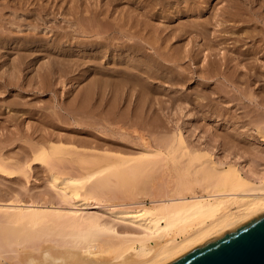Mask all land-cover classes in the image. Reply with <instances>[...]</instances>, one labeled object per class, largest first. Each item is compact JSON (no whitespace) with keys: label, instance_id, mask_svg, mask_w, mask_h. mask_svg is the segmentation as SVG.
Listing matches in <instances>:
<instances>
[{"label":"rangeland","instance_id":"rangeland-1","mask_svg":"<svg viewBox=\"0 0 264 264\" xmlns=\"http://www.w3.org/2000/svg\"><path fill=\"white\" fill-rule=\"evenodd\" d=\"M53 1L52 0H48V1L47 0L45 1L44 0H24V1L0 0V31L2 32V33L0 32V44H1L0 45L1 48L0 49V110H1L0 111V155H2L1 157L3 158V164L6 163L10 168L25 167L26 173L28 172L26 176H23L25 173L21 175L22 177L20 175H17L20 174V171H22L20 169H19L20 171L16 170L18 173L15 172V174L12 175L6 174L4 172H0V205L7 206L9 204L17 205L23 203L41 204V202L43 203L44 201H47L52 196L51 194H53V189L48 188L49 186H47L46 183L47 169H45L44 167L45 165L42 164L41 162H39L40 164L35 165L33 162L31 163V159L25 161L22 156V153L26 154L25 149L30 153L32 147H35L36 145L37 148L40 147L39 144L36 143L34 144L32 140L29 141L28 139L29 137L27 136L29 135L28 134L29 132L31 133V130L33 131V127L35 129L41 127L43 125L42 120H46L49 117H51L50 119H52V122L54 124H52V126L46 125L47 127L44 128L46 131L50 130L54 134L56 133L58 135L62 134L65 137L68 136L70 137V135L72 136L78 135L75 137H81V136L90 137V134L86 132L89 131L100 136L101 138L107 139L108 141L106 142H103V140H101L103 143L102 147L103 148L106 147V148L105 149H103L102 147H100L101 149L97 148L98 150H100L99 153L103 152V150H108L109 149L108 145L110 146V144L112 145L111 146L112 149L115 148L113 149V151L110 148V153H113L114 155H118L124 158H135V156L139 155L140 153L147 152V149H151V148H152L151 150L152 151L154 150V152L156 150L163 151V153H165L166 157L168 158L166 160L168 161L167 163L166 162L164 163L161 157H157L156 159L159 160L158 164L154 165L150 170H146L142 173H138L137 176H135L138 180H136L135 177H133L131 180L130 178H128L127 183L125 182L126 184H129L128 183L129 181L130 183L134 181L133 183L134 185L129 184L131 185V187L134 186V189L132 188L134 191L132 194H130V196H132V198L137 197L145 200L147 205L149 204L148 201L150 197L153 198L161 195L163 196L164 194L166 195V193L168 194L170 192H175L173 190L176 189L177 187H178L177 189L182 188V190L185 187H187V189L185 188L184 192L187 190L188 194L191 193L189 191H191L192 189L194 190V191L192 190V192H196L198 194H205L203 191L211 189L210 186L214 184H215L214 187L215 190L226 189L222 184H220V182H218L217 179L212 178L209 175L204 176L203 174H200L199 172L196 173L194 171L193 168L194 166L192 165V161H191L192 159L191 158L189 159V157L186 158L187 155H183L184 149L181 148V151L180 149L176 150L175 147L177 146L175 143L176 137L179 138L182 136L183 140L187 142L184 143L188 146V148L195 149L197 151H204L205 153L210 155L213 159H215L216 162L218 161L223 162V166L233 165L236 168L239 167L238 169L241 171H242L241 168L243 166L244 168L250 169V171L255 173L264 171V100H263L264 90L257 88L256 85H249V87L248 86L246 87L242 82L243 80H240L242 79L243 76L242 72L241 73L239 72L237 74L236 73L232 74V76L234 74L237 75L232 77L233 82L235 84H231V83L228 84L226 82L227 85H223L221 82L222 78L218 76L219 78L210 77L208 78V80L206 81L204 80L207 83L206 85V83H203L202 79L197 77L198 71L197 73L193 74L194 78L191 79L190 77H187L189 76V74L192 75V73L188 72L189 64L192 62L186 61L187 59H185L182 62L176 60V62L174 63L172 61L169 62L166 61L165 63L168 65H172V66L174 64L178 65V66L174 65L176 67L175 74H173L174 71L173 72L163 71L161 74L163 79L160 80L156 79L157 81L149 79L148 81L151 80L153 81V82L151 81L152 84L150 85L145 83L146 81H141L133 77L131 78V81L132 80L134 81H132L133 83H131L130 81L131 83L130 85L127 84V81L125 79H122L123 77L121 76V74L116 73V70H127L128 73H133L135 71L134 72L135 74L140 73L139 75H143L142 72H144V67L146 68L151 65L150 67L154 68L153 70L158 69V67L155 65L154 60L152 58L151 59L146 58L147 59L146 60L145 58L142 57H138L140 58V60L138 58L129 59L131 50L127 49L126 45L124 44L132 42L133 41L132 39L123 38L121 41V38L119 40L117 38L118 36H115L111 32L109 34H101L98 36L80 34V32L83 30L82 28L86 29L85 26L88 24V20L86 19L87 17L86 15L89 14V12L86 13L87 7L89 9H92V7H94L95 5L97 9L100 10L109 8L112 11L109 20L112 19V21L114 20L116 23L118 21V17L123 18L124 15L126 16V18L127 15L128 17H130L129 14H126L129 11H130V15L136 14L137 12L138 16L139 15L144 16L141 14L143 13L142 12L143 9H140L138 7L139 6L138 2H144V3L151 2L152 6H155L153 4L157 2L156 4L157 8H160L158 2L161 4L166 2V4H168L167 5L168 8L171 7L170 8L171 10L172 8L173 9L175 8L177 10L181 8L182 4H183L182 6H187V4L185 3L186 0H164V1L157 0L156 2L155 0H148V1L132 0L133 2L132 1L127 2L125 0H121V1H117L118 3L115 1L113 2L111 0H53ZM208 1L209 0L192 1L191 3L195 6H193L190 3L191 6L188 8V10L182 11L180 17L176 19H169V20L150 19L146 16L143 18L140 16L138 18L144 20L148 19L149 23L151 22V24L153 25V26L151 25L152 28H156L157 26L158 28L160 27L163 28L166 27L167 25L171 27L172 26L175 27L177 24H178L177 26H180V24L182 26L184 23L186 25L187 24L189 25L191 22L193 23L194 21V23L193 24L191 23V25H195L197 26V28L200 26L199 29L200 28L202 29V25L205 22L202 20L203 19L207 20L208 23L206 25L207 30L203 29L205 32L207 31L206 32L207 34L202 33V35L199 34L197 35V33L194 32L196 35L193 33L192 35L194 36L192 38L191 36H187L186 38H183L182 40H179L177 42H173V40H166L168 42L165 41L164 42L167 44H164V42L163 44L160 43L161 47L160 46L159 47L161 51L164 46L166 45L168 46L165 47L166 49L164 48L166 51L163 50L167 55L171 53L170 50L172 52H175L176 50L177 51L180 50L178 51L179 53L178 52L177 53L178 55L180 54L182 55L183 50L181 49L183 48L188 49L191 48L192 45L194 46L195 44L196 45L198 44L202 48L204 42L210 43L211 39L217 37L219 34L225 36L231 35V32L229 31L227 33L226 32L222 33L221 31L222 27L217 26L216 21L218 19L219 23L221 22L220 19L223 17V15H221L222 10H226V11L229 9L236 10L237 7H240L241 9H243L241 10L243 13L240 16L241 18L236 17L235 18L236 20L230 19L226 23L227 24L234 23L233 25L235 27H237L238 25L242 26L243 27L242 29L247 31H249L250 29H254V25H255V32L258 31L259 33L258 32H257L258 34L256 33L257 36L255 35L254 36L255 38L254 37L249 39L247 38L245 43L246 45L244 44V46L253 47L256 49L259 46L258 49L261 50V52H259L258 55H260L261 53L262 56L264 55L263 54L264 47H262L264 46V34H263L264 24H262L263 22L261 21L262 17H259L261 12L264 11L263 0L262 1L260 0L262 3L259 2L258 5L254 3L255 5L252 6L253 7L252 9L256 12L260 10V13L258 12V15H256L257 17L255 15H252L253 18L251 17L252 14L251 10H248L246 8L247 4H245V0L243 1L235 0L236 2L232 0H210L209 3ZM235 3L238 5H236ZM229 5H233V6H229ZM42 6H46L47 9L43 10ZM255 7L256 9H254ZM257 8L259 9L258 11ZM190 9H192V11ZM238 10L240 9L238 8ZM139 12L141 13L138 14ZM197 13H200V15ZM205 15L206 17H204ZM213 15L214 17L212 18ZM209 17H211V19ZM126 18L123 19L127 20L126 23L128 22L129 23L127 24L128 26L126 24L124 25L125 29H128V27H130V30H134L133 28L135 26L134 23L132 24L133 25L132 27L130 24L133 21L136 23V21L132 20V18L131 19L129 18L131 20L130 23V21ZM105 24L109 25V23L107 24V21L105 22ZM159 24H161V26ZM163 24L166 26H162ZM214 26L217 27L215 28ZM75 28L80 29L81 31L80 32L75 31L76 30ZM102 28L106 29L107 26L105 27L104 25ZM152 28L150 29V31L152 30ZM61 38L70 39V42L72 43H68V42L62 43L61 40L59 41V39ZM73 39L75 41L77 40V42L79 40L78 42L79 44H77V42H73L72 41ZM209 39L210 41H207ZM93 40L103 41V44L101 46H97V45L95 46L93 44ZM55 41L58 42L59 44L56 43ZM231 42L232 39H227L226 44L227 43L228 44L226 46L231 47L232 46V44H230ZM168 44H170V46ZM207 48H203L202 51L206 52V54H209L210 52L218 53L217 57H219V55L221 56L220 52H223L225 50V49L224 50L221 49V51L218 52V49H216V47L210 46V49ZM212 49L214 51H212ZM145 50L147 52L153 51L152 49H150V46L148 44ZM227 53L230 56L232 55L231 57L236 56V53H234L233 50H227ZM210 57L213 58L214 55H211ZM74 59L75 61L81 62L79 69L76 71L77 73L75 72L73 73V75L72 73L71 74L69 73V75L66 73L68 75L66 76L63 74V72L60 71L61 73L60 75L59 71H57L59 70L58 68L63 67L61 65L64 63L66 64L67 61L71 62V60L73 61ZM259 59H260L259 64L263 65L264 56L260 57ZM53 62H56V64H54ZM56 66L58 68H56ZM190 66L193 67V65L191 64ZM48 67H50L49 68L50 71L52 69V73L48 71L47 69ZM53 69L56 71H54ZM93 69L94 71H92ZM100 69H102V73L105 71L107 72L101 74ZM47 71L48 73H46ZM87 71L88 72L92 71L93 74L92 73L89 74ZM98 71L100 72L98 73ZM176 71H180V72H176ZM157 73L160 72L158 71ZM261 73L259 74V72H257V75L258 74L262 75L260 77L264 78L263 73L262 74ZM49 74L51 75L53 74L52 76L54 79L51 76L50 77L51 80L50 81L47 80L49 79L48 77L50 76ZM119 75L120 77H117ZM56 76H58L57 79ZM109 77H112L113 79ZM165 77L167 78L165 79ZM52 79L53 81L56 79L59 80L60 82L57 81V83H53ZM100 79L102 80L99 81ZM103 79L108 81L106 82ZM110 79H112L113 82ZM42 80L44 81L42 82L44 86L46 85L45 87L43 85L41 86ZM48 81L49 84L50 83L52 84L50 85L53 88L50 85H48L50 86L48 87L49 89L47 88ZM96 81L99 83H96ZM109 82L113 84L112 85L108 84ZM122 82L123 84H120ZM175 82L176 84H174ZM118 84H120L119 88H118ZM134 84L135 86H132ZM107 85H110L111 87L108 86L110 88H112L113 86V88L111 89L112 93H110L112 94V96H113V89H115V93L113 96L114 99H112L111 96L108 95V97L110 96L111 98L110 102L107 101L106 99L103 103H105L106 109H110L109 108L110 105H113L114 102L115 109H113V106H111V108L116 114L112 116H108L107 118V116H105V114H108L105 111L106 109L96 114H85V113L80 114V111H78L76 107L77 104L81 103L79 101L80 100L82 101L83 99V101H86V103L90 101L94 104L99 103V101L102 99V95L100 94L101 99H99V95H97V93H100L99 91L101 90L103 92L104 90L103 88H107L108 90V87H106ZM95 86L96 87L99 86V88L97 89ZM91 87H93L92 90L95 88V91H91ZM42 89L44 91H42ZM97 90L99 91L96 92ZM121 90L123 93L121 92ZM128 90H129V94L131 91V95H129L128 92L125 93V91ZM132 91L134 94L132 93ZM82 92H87L88 94L90 93V95H87V93L84 94ZM79 93L83 96L79 97L80 95ZM127 94L129 96H127ZM132 94L134 97L132 96ZM91 95L92 96L94 95V97H90L89 99V96ZM95 96L97 97L98 100L95 99L96 98ZM136 96L139 97L140 99H138ZM146 98L150 102H148ZM14 99H16L17 101H15ZM94 100L96 101L94 102ZM19 101L22 103L21 105L23 106L24 109L28 107L26 111L21 107L20 103H17ZM72 102L73 103L76 102L74 103L75 104L74 108H72L73 107V104H71ZM24 103L26 104L25 106ZM17 104L20 106L18 107ZM108 104L110 105L107 108L106 105ZM17 107L20 109H18ZM94 107L95 106H93L92 109H94ZM63 109L64 110L67 109L69 112H72L70 114L75 115L76 119L78 118L79 121L83 120V122L81 121L82 126L78 127L77 125H75L73 119L74 116H70L69 114L67 115L68 111L66 110L65 112ZM15 110H19V111H15ZM103 112L105 113L103 114ZM10 113L16 115V120L14 119L15 121L7 120L6 117L8 115H11ZM56 117L59 118L60 120H58ZM87 123H89L90 126L88 127L85 126L87 125ZM105 125L107 127L104 128L103 130L102 128L105 127ZM27 126L30 128H28ZM80 128L83 129L81 130ZM84 128L87 130H84ZM107 128H111V129L108 130ZM7 135L8 137H5ZM144 137L147 139H145ZM144 139L146 141H149L150 145L148 148H146L145 145L142 146V144H144L145 141ZM25 142L31 145L29 144L27 145ZM53 142H57V141H53ZM173 146L175 147V150ZM61 147L62 148L65 147L64 150H62V148L61 150L59 149V152L61 153L56 152L57 150H54L53 152L54 153L56 152L57 155L50 154L51 156L50 155L48 156V159L50 158L49 162H51L50 165L70 167V165L72 166L78 164L77 157H74L72 154L71 148L73 147V145H71L70 142L64 141ZM123 149L124 150L127 149V150L124 151ZM173 151L174 152L176 151V153H174ZM49 152L51 153V151ZM120 152H122L124 155L121 154ZM3 153H4V157H3ZM18 158L21 160H19ZM15 161L16 162L24 161V162L19 164L20 162L16 163ZM172 161L175 163H173ZM10 163H14L15 166L14 164H10ZM31 164H33V166ZM164 164L166 165L168 164L167 169H169V171L165 169L166 165ZM27 165H31L32 167L28 168ZM27 168L29 169L28 171ZM139 187L140 189H138ZM128 188L130 187H126V190H123V192L127 191ZM132 189L130 188L128 189V191ZM177 189L176 191L181 190V189L180 190ZM135 190H137L138 192L140 191L139 194L140 193L142 194L143 192L144 194L143 195L138 194L139 195L138 196ZM147 190H149V192ZM182 190L180 192H183ZM110 192L113 193L114 195V192L110 190L108 193ZM123 192H121L122 194L120 193V196L123 195ZM131 192L132 191H130V193ZM153 193L154 194L157 193V194L154 195ZM146 194L148 196L145 198ZM113 195L108 194V199H112L109 197ZM115 196L118 197L117 194ZM124 196L125 193L123 197ZM114 198L112 200H114ZM120 198H117L116 200ZM51 200L53 201V203L57 202L56 201L57 199L53 198V196L51 197ZM9 201L12 202L10 203ZM91 211H94L96 213L94 212L91 213ZM89 212L91 215L92 214L94 216L96 215V217L104 216L103 212L100 211L101 213H99V210L97 209L89 210ZM105 218L107 219V217ZM5 222H6L5 220L0 221V230L4 229L7 226ZM36 241L37 243L35 241H34L35 243L33 242V245L35 246L40 244V241L38 240ZM42 244H46V243L43 242ZM5 249L8 250L7 247L2 248L3 251ZM14 258H15L14 253L3 252V256L0 257V264H13V263L15 264L16 261Z\"/></svg>","mask_w":264,"mask_h":264},{"label":"bare ground","instance_id":"bare-ground-1","mask_svg":"<svg viewBox=\"0 0 264 264\" xmlns=\"http://www.w3.org/2000/svg\"><path fill=\"white\" fill-rule=\"evenodd\" d=\"M7 1H9V0H7ZM111 1L117 2V1H121V0H111ZM125 1L131 2L132 0H125ZM156 1L157 0H155V2ZM161 1H164V0H161ZM192 1H195V0H186L185 3L187 4V6H182L183 5L182 4L181 8L177 9V10L175 8L174 9L172 8V10H171L170 9L171 7L168 8V6H167L168 4H166V2H164V3L162 2L163 4L158 2V4L160 5L159 6L160 8H157V6H156L157 2L156 3L153 2L154 3L153 5H155L156 7L152 6L151 2L150 3L149 2H146V3L138 2V5H139L138 7L140 9H143L142 10L143 13L139 12L138 14L141 13L144 16H141V15L138 16L136 11H135L136 14L130 15V11L128 10L129 12L126 14H129L130 17H128V15H127V18L125 15L123 17V18L128 19L130 21V23H131V20H130L131 18H132V20L136 21V23L133 21L130 24L132 27L133 26L132 24L134 23V25H135L133 27L134 30H130V27H128V29H125L124 25L125 24L127 25L129 22L126 23L127 20H124L121 17H118V21L116 23L114 20H113L114 21L113 22L112 19L109 20L111 14H112V11L109 8L100 10V9H97V7L94 5L95 8L94 7H92V9H89L88 7L86 8V13L89 12V14L86 15L87 16L86 19L88 20V24L85 26V28L88 30L81 27L83 29L82 31L80 29H76V28H75L76 29L75 31H79V32L81 31L80 34H82V35L84 34V35H93V36H98L101 34H109L111 32L115 36H118L117 38L119 40L121 38V41L123 38L132 39L133 40L132 42L129 41L130 43L124 44V45H126L127 49L131 50L129 59H134V58H138V57H142L145 59L146 58H150V59L152 58L155 62V65L158 67V69L153 70L154 68L150 67L151 63L149 64L150 66H148L146 68L144 66H142V67H144V72H142L143 75H139L140 73L135 74L134 73L135 71L133 73H128L127 70H116V73L121 74V76L123 77L122 79H125L127 81V84H130V85H131V83H133L132 81H134V80L131 81V78H133V77L138 79V80H141V81H146L145 83L150 85L153 82L152 80L163 79V77L161 75L163 71H169V72L174 71L173 74H175V69H176L175 66H178V65L174 64L175 66L173 65L174 66L173 67L172 65H168L165 62L166 61L167 62L172 61L174 63V62H176V60L177 61L179 60V62H182L185 59H187L186 61L192 62L190 64L193 65V67H191L189 64V67H188L189 71L186 70V71L192 73V75L189 74V76H187V77H190L191 79L194 78L193 74L197 73V71H198L197 77L202 79L203 83H206L205 81L208 80V78H210V77L213 78V77L219 76L222 78L221 82L223 85H227L226 82L228 84L229 83L235 84L233 82L232 77L237 76L236 75L237 73L242 72L243 76H242V79H240V80H243L242 82L244 83V85L246 87L247 86L249 87V85H256L257 88L264 90V78H261L260 76H262V75H259L262 72L263 76H264V64L263 65L259 64V60H260L259 58L263 57L264 55L262 56L261 55L262 53L260 54L261 56L258 55L259 52H261V50L258 49L259 46L257 47V49L253 48V47L244 46V44L246 43V39L254 37L256 35V33L258 32V31L255 32V25H254V29H250V30L248 29L249 31H247V30H243L242 26L238 25L237 27H235L233 25L234 23L233 24H227L226 23L230 19L233 20L236 17L241 18L240 16L243 14L241 10H243V9H241L240 7L236 6L237 7L236 10L235 9H233V10L229 9L227 11L222 10V8H221L222 12L221 11L220 12H221V15H223V17L222 18L220 17L221 18L220 23H219L218 19L216 21L217 26L222 27L221 28L222 33L223 32L227 33L229 31V32H231V35L228 36L226 34L227 36H225V35L219 34L217 37L212 38L215 40H212V39H211V41H210V39L207 40V41H210V43L204 42L202 45V48L198 44L197 45L195 44L194 46L192 45V47L188 48V49L183 48V49H181V50H183L182 55L181 54L178 55V53H179L178 51H180V50L177 51L176 49H175L176 50L175 52H172L170 50L171 53H169L167 55L163 50H165L166 49L165 47H168V46L167 45L164 46L162 48V51H161L160 43L163 44L164 41L168 42L166 40H173V42H177L179 40H182L183 38H186L187 36H191V38H192L194 36V35H192L194 32H196L197 35L198 34L202 35V33L205 34L207 32V31L206 32L204 31V30H207V26H206L208 24L207 20H204V19L202 20V21H205L204 24L202 25V29L201 28L199 29L200 26L197 28V26L191 25V23H192L191 21H190L191 23L189 22L190 23L189 25L188 24L186 25L184 23L182 26H181V24H180V26H177L178 25L177 24L176 25L177 27L176 26L171 27V26H168V25L166 26L163 24L162 26H166V27L158 28V26H157L156 28H152L151 27L152 24H151V22L149 23L148 19L144 20V19L138 18L140 16L142 18L146 16L150 19H161V20L162 19H168V20L169 19H176V18L180 17V15L182 14V11L188 10V8L191 6L190 3ZM232 1H235V0H232ZM241 1H243V0H241ZM261 1L260 0H245V4H247L246 8L248 10H251V12H252L251 17H252V15H255V16L258 15V12L260 13V10L258 8H257V11L258 10L259 11L256 12L252 9L253 8L252 6L255 5L254 3H256L258 5L259 2H261ZM209 2H210V0L208 1V3ZM263 2H264V0H263ZM53 3H54V1H53ZM194 4H195V2H194ZM236 5H238V4H236ZM193 6H195V5H193ZM229 6H233V5H229ZM42 7H40V8H42L43 10L47 9L46 6H42ZM63 7H65V6H63ZM155 8H156V10H155ZM238 8L240 10H238ZM242 8H244V7H242ZM59 9H60V7H59ZM201 9H203V8H201ZM254 9H256V7ZM190 10L192 11V9H190ZM244 11H245V9H244ZM203 12H204V10H203ZM30 13H31V11H30ZM263 13H264V11L261 12V14L259 16V17H262V19H261V21L263 22L262 24H264V14ZM197 14L200 15V13H197ZM219 16H220V14H219ZM204 17H206V15ZM213 17H214V15L212 16V18ZM119 18H120V20H119ZM209 18L211 19V17H209ZM209 18H207V19H209ZM246 19H248V18H246ZM81 21H82V19H81ZM106 21H107V24L109 23V25L105 24ZM72 23H74V22H72ZM193 23H194V21H193ZM216 23H215V25H216ZM103 24L105 25V27L107 26L106 29L102 28L104 26ZM212 24H214V23H212ZM159 25L161 26V24H159ZM83 26H84V23H83ZM151 28H152V30L150 31ZM235 28H237V29H235ZM56 39H58V38H56ZM227 39H232V42L230 43V44H232L231 47L226 46L228 44V43L226 44ZM60 40L62 43H65V42L72 43V42H70V39H62L61 38V39H59V41ZM105 40H107V39H105ZM72 41L77 42V40L75 41L74 39ZM78 42H79V40H78ZM78 42H77V44H79ZM124 42H126V41H124ZM165 42H164V44H167ZM56 43H58V42H56ZM93 44L95 46L96 45L101 46L103 44V41H100V40L94 41L93 40ZM122 44H123V42H122ZM147 44L150 46V49H152L153 51L147 52L145 50V48L147 47ZM168 45L170 46V44H168ZM210 46L216 47V49H218V52H220L221 49L233 50L234 53H236V56L231 57L232 55L230 56L228 54L229 52L227 53V50L220 52L221 56L219 55V57H217L218 53H214V52L211 53L210 52L209 53L210 55H209V54H206V52L202 51L203 48L208 47L210 49ZM262 47H264V46H262ZM117 48H118V46H117ZM174 48H176V47H174ZM119 49H121V48H119ZM212 51H214V50L212 49ZM211 55H214V57L211 58L210 57ZM102 59H104V58H102ZM138 59L140 60V58H138ZM108 60H109V58H108ZM120 60H121V58H120ZM53 63L56 64V62H53ZM51 64H52V62H51ZM58 64H59V61H58ZM100 64H102V63H100ZM80 65H81V62L75 61V59H74L73 61L71 60V62L67 61L66 64L65 63L62 64L61 66H63V67L58 68L56 66V68L59 69V70H57V71H59V73L61 71V72H63L64 75L68 76L69 73L70 74L72 73V75H73V73H75L79 69ZM49 68L50 67L47 68L48 71H50ZM16 70H17V68H16ZM100 70H101V74L107 72V71H105L102 73V69H100ZM48 71L46 73H48ZM54 71H56V70H54ZM92 71H94V69ZM92 71H89V72L87 71V72L90 74V73H92ZM158 71L160 73H157ZM50 72L52 73V69ZM99 72L100 71H98V73ZM176 72H180V71H176ZM199 72H200V74H199ZM257 72H259L258 75H257ZM233 73H236V74H234L232 76ZM49 75H50V76H48L49 79H47V78H45V79L50 81L51 80L50 77L53 74L52 75L49 74ZM57 75H58V72H57ZM60 75H61V73H60ZM179 75H181V74H179ZM185 75H187V74H185ZM46 77H47V74H46ZM117 77H120V75ZM52 78H53V76H52ZM57 78H58V76H56V79ZM109 78H112V77H109ZM166 78L167 77H165V79ZM53 79H52V81H53ZM56 79L54 80L55 82L53 81V83H57V81H59ZM112 79H110V80H112ZM149 79H152L151 80L152 82L148 81ZM183 79H184V76H183ZM101 80L102 79H100L99 81H101ZM103 80L106 82L108 81L105 79H103ZM175 80H177V79H175ZM49 81L47 84V88L52 85L51 83H50L51 85L49 84ZM130 81H131V83H130ZM135 81H137V80H135ZM163 81H165V80H163ZM42 82H44V81L43 80L41 81V86L42 85L44 86V84ZM112 82H113V80H112ZM114 82H115V80H114ZM182 82H183V80H182ZM96 83H99V82L96 81ZM124 83H125V81H124ZM158 83H159V81H158ZM161 83H162V81H161ZM108 84H111V83L109 82ZM120 84H123V82ZM120 84H118V88H119ZM135 84L132 86H135ZM174 84H176V82ZM48 85H50V86H48ZM206 85H207V83H206ZM92 86H94V85H92ZM108 86H110V85H107L106 87H108ZM110 87H108V90H107V88H103L104 89L103 92H102V90L99 91L100 89L96 91V92H98V91L100 92V93H97V95H99V99H101L100 94L102 95V99L97 104L96 103L94 104L91 101L86 103V101H83L82 98H80V99H82V101L81 100L79 101V99H78V101L81 103L77 104L76 107H77L78 111H80V114L81 113L96 114V113H100V111L105 110L106 109L105 103H103V102L106 99L109 102H110L111 98L114 99L113 96L115 93V89H113V96H112V94H110V93H112L111 89L113 88V86H112V88H110ZM128 87H129V85H128ZM52 88H51V90H52ZM92 88L93 87H91V91H95V88L93 90H92ZM96 88L98 89L99 86ZM42 91H44V90L42 89ZM121 92H122V90H121ZM127 92L129 94V90L125 91V93H127ZM82 93L85 94L87 92H82ZM132 93H133V91H132ZM138 93H139V90H138ZM128 94H127V96L131 95V91H130V94L129 95ZM133 94H132V96H133ZM1 95H3V94H1ZM87 95H90V93L89 94L87 93ZM108 95H110L111 98H110V96L108 97ZM81 96H83V95L80 94L79 97H81ZM143 96H144V94H143ZM90 97H94V95L89 96V99H90ZM139 97H137V98L140 99ZM150 98H151V96H150ZM16 99H14V100L17 101ZM95 99H97V97ZM138 99H137V101H138ZM146 100H147V98H146ZM95 101L96 100H94V102ZM142 101H143V99H142ZM148 102H150V101H148ZM17 103H20V105L22 104L20 101ZM74 103H76V102H74ZM74 103L73 102L71 103V104H73L72 108H74V106H75ZM20 105H18V107ZM25 105L26 104L24 103V106ZM109 105L110 104L106 105L107 108ZM93 106H95L94 109H92ZM111 106H113V109H115L114 108V102H113V105H110V107H109L110 109L105 110L106 113H108V114H105V116H107V118H108V116H112V115L116 114V113H114ZM21 107L23 108L22 105H21ZM27 108H25V109L23 108V109L26 111ZM66 108H68V107H66ZM125 108H127V107H125ZM18 109H20V108H18ZM66 110H64V111L66 112ZM15 111H19V110H15ZM68 112H67V115L69 114L70 116H74L73 119H74L75 125H77L78 127L82 126L83 120L79 121L78 118H77L78 119L77 120L75 115L70 114L72 112H69V113ZM104 113L105 112H103V114ZM56 114H57V112H56ZM6 118L8 121H13L14 119L16 120V115L11 114V115H8ZM50 118L51 117H49L46 120H42L43 125L41 127H38L37 129H35L32 126L33 131L31 130V133L29 132L28 133L29 135L27 137H29L28 138L29 141L32 140L34 144L35 143L39 144L40 147L37 148L36 147L37 145L35 147H32L30 153L25 149L26 154L22 153V156H23V159L25 161H28V159L29 160L31 159V163L33 162L35 165L40 164L39 162H41L42 164L45 165L44 167H45V169H47V171L45 170L47 172V179H46L47 182L46 183H47V186H49L48 188L53 189V194H51V195L53 196V198L57 199L56 200L57 202L53 203V201L51 200V197H52L51 196L50 199L47 198L48 200L44 201L43 203L41 202V204H39V203L38 204H36V203H32V204L31 203L30 204L23 203V204H17V205L16 204H9L7 206L6 205H0V221L5 220L6 221L5 223L7 224V226L4 229L0 230V257L3 256V252L14 253V255H15L14 259H15L16 263H18V264H164V263L168 262L169 260H172L173 258L185 253L186 251L190 250L191 248H193L199 244H202L208 240H211L212 238L222 234L223 232L235 227L237 224L245 222V221L255 217L256 215H259L262 212H264V171H261L259 173H255V172L250 171V169L244 168L243 166L241 168L242 171L238 169L239 167L236 168L233 165L223 166V162H221V161L216 162L215 159H213L210 155H208L204 151H197L195 149L188 148V146L184 143L186 141L183 140L182 136L179 138L176 137V139H175V143L177 145V146H175L176 150L180 149V151H181V148L184 149L183 155H187L186 158L189 157V159L190 158L192 159L191 160L192 165L194 166L193 168H194V171L196 173L199 172L200 174H203L204 176L209 175L210 177L217 179L218 182H220V184H222L226 189L225 190H215L214 189L215 184H214V185L210 186L211 189L203 191L205 194H198L196 192H192L193 189L188 187L192 190L189 191V192H191L190 194H188V191L186 190L185 192L188 194L187 195L184 192L185 188L187 189V187H185L183 190H182V188H180L185 193V195H184V193L180 192L181 190L177 189L178 188L177 187L176 189L180 190V191H176V189H174L173 191H175V192H170L168 194L166 193V195L164 194L163 196L161 195V196L153 197V198L150 197V199L148 201L150 205L148 204L149 205L148 206L146 204L145 200H143L141 198H137V197L132 198V196H130V194H132L134 191L133 190L134 189V186H133L134 181L132 183H130V181L128 182L129 184H133L132 185L133 187H131V185L126 184V183L128 181V178H130V180H131L133 177L137 176L138 173H142L146 170H150V169H152V167L154 165L158 164L159 160L156 159L157 157H161L163 162L167 163L168 161H166V160L168 158L166 157V154L163 153V151L155 149L156 151L154 152V150L152 151L151 150L152 148H151V149H147V152H143V153H140L139 155L135 156V158H124V157H121L118 155H114L113 153H110V148L112 151L115 148L112 149V147H111L112 145L110 144V146H109L106 143L108 145L109 149L103 150V152L99 153L100 150H98L97 148L101 149L100 147L103 146V143L101 140H103V142H106V141H108L107 139L101 138L100 136L94 134L93 132H89V131H86V132L90 134V137H84V136L83 137L82 136L81 137H75L78 135H75V136L70 135V137L69 136L65 137L62 134L61 135H58L57 133L54 134L50 130L46 131L44 129L48 125L52 126V124H54L52 122V119H50ZM57 119L60 120L59 118H57ZM106 121H108V120H106ZM85 126L88 127L90 125H89V123H87V125H85ZM106 127L107 126L105 125V127H103L102 129L104 130V128H106ZM28 128H30V127H28ZM107 129L110 130L111 128H107ZM84 130H87V129L84 128ZM36 133H39V134H36ZM113 133H114V131H113ZM10 135H11V133H10ZM26 135H27V132H26ZM5 137H8V135ZM141 138H143V137H141ZM34 139H35V141H34ZM145 139H147V138H145ZM6 140H8V139H6ZM142 140H141V142H142ZM53 141H57V142H53ZM64 141L70 142L71 145H73V147L71 148L72 154L74 157H77V163L78 164L72 165V166L70 165V167H63V166L61 167L58 165H50L51 162H49L50 158L48 159V156L50 154H52V155L56 154L57 155L56 152H59V149L61 150V148H62L61 145L64 143ZM170 142H171V140H170ZM56 143H58V144H56ZM26 144L28 145L29 143H26ZM139 144H141V143H139ZM29 145H31V144H29ZM143 145H145V147L148 148L150 145L149 141L145 140L144 144H142V146ZM171 145H169V146H171ZM175 147L173 146L174 150H175ZM178 147H180V148H178ZM64 148H62V150H64ZM105 148H103V149H105ZM197 149H198V147H197ZM54 150H57V151L54 153L53 152ZM125 150H127V149H125ZM49 151H51V153ZM210 152H211V150H210ZM59 153H61V152H59ZM120 153L123 154L122 152H120ZM174 153H176V151ZM1 156L2 155H0V158H1V160H0V162H1L0 163V172H4L6 174L12 175V174H15V172H17V171L22 170V171H20V174H17V175L21 176L25 173L23 176H26V174L28 172L26 173L25 167H21V168L20 167H15V168L12 167V168H10L6 163L3 164V158ZM3 157H4V153H3ZM19 160H21V159H19ZM17 162L19 163L20 161H17ZM23 162L21 161L19 164H21ZM173 163H175V162H173ZM10 164H14V163H10ZM31 165L33 166V164H31ZM31 165H27L28 168H31L32 167ZM164 165H166V164H164ZM14 166H15V164H14ZM165 167H166L165 169H167L168 164ZM28 168H27V171L29 170ZM184 168H186V167H184ZM167 170L169 171V169H167ZM135 179L138 180L136 177H135ZM137 184H135V185H137ZM185 185H187V184H185ZM169 186H171V185H169ZM126 187H130L131 189L132 188L133 189L128 191V189H130V188H128L127 189L128 193H127V191L123 192V190H126ZM111 188L113 190H116V191H113ZM143 188H144V186H143ZM138 189H140V187ZM110 190L112 192H114V195H113V193L110 192L114 197H117V196H115L117 194L118 195L117 198H120V197L121 198L116 200L117 198H114L113 196H111L109 198H112V199L114 198V200L108 199V194L111 195L110 193H108ZM158 190H159V188H158ZM130 191H132V192L130 193ZM147 191L149 192V190H147ZM121 192H123V195L125 193V196L127 193L128 197L127 196L123 197V195L120 196ZM135 192L138 195L140 191L138 192L137 190H135ZM135 192H134V194H135ZM162 193H163V191H162ZM143 194H144V192L142 194L140 193L139 195H143ZM156 194H154V195H156ZM106 195H107V197H106ZM147 196L148 195L146 194L145 198ZM122 197H123V199H122ZM5 203H7V202H5ZM93 209L99 210V213L103 212L104 216L107 217V219L101 215H100L101 217H99L98 215H97L98 217H96V215L94 216L93 214L91 215L89 210H93ZM86 211H87V213H86ZM92 212H94V211H91V213ZM94 213H96V212H94ZM36 240L40 241V244L37 246L33 245L34 241L37 243ZM43 242H45L46 244H42ZM4 247H7L8 250L5 249L3 251L2 248H4Z\"/></svg>","mask_w":264,"mask_h":264},{"label":"water","instance_id":"water-1","mask_svg":"<svg viewBox=\"0 0 264 264\" xmlns=\"http://www.w3.org/2000/svg\"><path fill=\"white\" fill-rule=\"evenodd\" d=\"M164 264H264V212Z\"/></svg>","mask_w":264,"mask_h":264}]
</instances>
